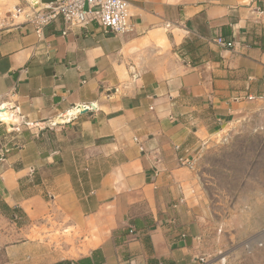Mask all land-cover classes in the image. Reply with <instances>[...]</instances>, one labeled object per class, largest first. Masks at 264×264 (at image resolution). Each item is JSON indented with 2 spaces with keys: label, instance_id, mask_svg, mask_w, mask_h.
<instances>
[{
  "label": "crops",
  "instance_id": "0c3cea01",
  "mask_svg": "<svg viewBox=\"0 0 264 264\" xmlns=\"http://www.w3.org/2000/svg\"><path fill=\"white\" fill-rule=\"evenodd\" d=\"M127 1L125 35L0 29V264H226L264 229V0Z\"/></svg>",
  "mask_w": 264,
  "mask_h": 264
},
{
  "label": "built area",
  "instance_id": "2783aa9c",
  "mask_svg": "<svg viewBox=\"0 0 264 264\" xmlns=\"http://www.w3.org/2000/svg\"><path fill=\"white\" fill-rule=\"evenodd\" d=\"M129 8L130 4L127 0H63L38 8L18 7L15 11L16 16L22 15L24 21L34 25L37 31L60 18L66 29L84 28L90 21H95L106 33L125 35L132 31ZM65 31L62 34L65 35ZM214 44L223 49L233 48V42L224 41L222 38L215 39ZM252 242L249 247L263 248L264 230L257 233ZM199 262L205 264L203 259Z\"/></svg>",
  "mask_w": 264,
  "mask_h": 264
},
{
  "label": "rangeland",
  "instance_id": "374dc122",
  "mask_svg": "<svg viewBox=\"0 0 264 264\" xmlns=\"http://www.w3.org/2000/svg\"><path fill=\"white\" fill-rule=\"evenodd\" d=\"M17 8H18L17 0H0V29H4L14 22H18V21L23 20V17L21 15L16 16L17 13L15 10ZM3 117L4 118H2V119L5 120L7 117L6 114ZM0 119H1V117H0ZM240 139H241V137L237 138V140H240ZM251 154H253V153H251L249 151L247 152V155H246V157H248L247 159L250 158ZM231 155H240V152L239 151L233 152V153H231ZM240 158H241V156L236 158L235 162H239L238 160ZM233 164L234 165H233L232 169H234L236 166L235 163H233ZM221 183L223 184L224 187L227 186L225 179H222ZM3 227H5V225L0 223V229H3ZM263 230H261V231H263ZM217 234L222 236V233H218V231H217ZM255 235L248 237L246 239H240L239 241L235 240L234 241L235 246L233 245V247H231V248L226 246V244L224 243L223 247L221 248L220 254L218 256H216L214 261L216 262L217 260H220L224 256H232L233 257L232 259H235V260H232L233 262L226 263V264H256V261L258 263V260H256V259L261 257L259 254V251L262 250V248L258 249L257 247H254V246H250V247L248 246V245L253 244L252 241L254 240ZM216 243L218 244L217 241H216ZM236 243H239V244H236ZM216 246L218 247V245H216ZM198 264H200L199 261H198ZM205 264H214V263H213V261H210L208 263L205 261Z\"/></svg>",
  "mask_w": 264,
  "mask_h": 264
},
{
  "label": "water",
  "instance_id": "95a60500",
  "mask_svg": "<svg viewBox=\"0 0 264 264\" xmlns=\"http://www.w3.org/2000/svg\"><path fill=\"white\" fill-rule=\"evenodd\" d=\"M63 0H28V2L30 3V5L33 7V8H38L40 6H45V5H51V4H54V3H57V2H61ZM80 108V109H79ZM94 106H90V107H84V106H79V107H76L74 109L76 110H81V111H78L76 114L74 115H77V114H81V113H86L88 110L90 109H93ZM7 108L6 107H3L1 106L0 107V111H4L6 110ZM74 115H69V111L65 112L64 114L62 115H59L58 118L59 119H63V120H67L70 119L72 116ZM66 121H62V122H53L51 123L52 126H56V125H60V124H63L65 123Z\"/></svg>",
  "mask_w": 264,
  "mask_h": 264
},
{
  "label": "bare ground",
  "instance_id": "6f19581e",
  "mask_svg": "<svg viewBox=\"0 0 264 264\" xmlns=\"http://www.w3.org/2000/svg\"><path fill=\"white\" fill-rule=\"evenodd\" d=\"M4 107V105H3ZM80 109V108H79ZM10 110V109H9ZM78 111H81V110H76V109H72L69 111V115H74L76 114ZM6 112V113H5ZM5 114H8V111L4 110V111H0V117H1V120H3L2 118H4L3 116H5ZM62 121H67V118L66 120H63V119H59L58 117L54 120V122H62Z\"/></svg>",
  "mask_w": 264,
  "mask_h": 264
},
{
  "label": "trees",
  "instance_id": "16d2710c",
  "mask_svg": "<svg viewBox=\"0 0 264 264\" xmlns=\"http://www.w3.org/2000/svg\"><path fill=\"white\" fill-rule=\"evenodd\" d=\"M58 264H70V263H68V262H61V263H58Z\"/></svg>",
  "mask_w": 264,
  "mask_h": 264
}]
</instances>
